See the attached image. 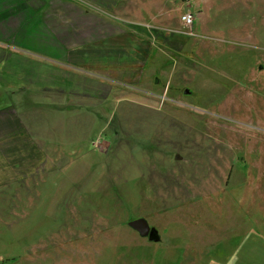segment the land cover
Segmentation results:
<instances>
[{"label": "rangeland", "instance_id": "1", "mask_svg": "<svg viewBox=\"0 0 264 264\" xmlns=\"http://www.w3.org/2000/svg\"><path fill=\"white\" fill-rule=\"evenodd\" d=\"M44 5L0 0V39L21 27L29 6ZM52 10L96 13L132 32L134 59L145 62L118 70V90L97 107L108 132L86 133L78 164L0 195V264H179L180 251L164 246L174 234H219L232 253L230 220L262 219L264 205V0H66ZM184 13L194 17L190 29ZM22 65L0 63V77L35 75ZM121 99L134 104L113 108ZM140 217L160 242L127 226ZM249 246L239 245L232 263L264 264V236L255 253ZM199 251L195 264H205Z\"/></svg>", "mask_w": 264, "mask_h": 264}, {"label": "crops", "instance_id": "2", "mask_svg": "<svg viewBox=\"0 0 264 264\" xmlns=\"http://www.w3.org/2000/svg\"><path fill=\"white\" fill-rule=\"evenodd\" d=\"M45 1L47 9L22 13L21 27L0 39L3 66L22 63L35 72L26 77L19 69V77H0V195L19 181H34L52 171L62 174L70 165L78 164L88 154L84 148L86 133L108 132L110 119L103 118L97 107L111 101L118 90V70L124 75L130 63L145 62L140 57L134 59L132 41L126 38L132 32L118 31L96 13L51 11L66 0ZM124 100L134 104L131 99ZM124 100L113 102L112 107ZM135 114L156 115L159 120L164 113L137 109ZM221 208H216L217 216L219 212L222 215ZM259 211L262 219L254 217L252 221H234L228 215L235 231L233 238L239 245L247 240L253 253L256 236H264V205ZM228 240L212 233L186 241L174 234L164 246L180 251L179 264H195L199 250L205 264H236L231 258L239 245L234 243L233 252L227 253L224 244Z\"/></svg>", "mask_w": 264, "mask_h": 264}, {"label": "water", "instance_id": "3", "mask_svg": "<svg viewBox=\"0 0 264 264\" xmlns=\"http://www.w3.org/2000/svg\"><path fill=\"white\" fill-rule=\"evenodd\" d=\"M185 93H188V91L186 90ZM174 159L178 160L179 156L176 155ZM127 226L136 232L139 237L146 238L149 242L156 243L161 241L158 230L155 227L150 226L145 218L140 217L131 219L127 222Z\"/></svg>", "mask_w": 264, "mask_h": 264}, {"label": "built area", "instance_id": "4", "mask_svg": "<svg viewBox=\"0 0 264 264\" xmlns=\"http://www.w3.org/2000/svg\"><path fill=\"white\" fill-rule=\"evenodd\" d=\"M180 19H181L182 25L187 29H190L192 25L194 24V17L190 13L182 14Z\"/></svg>", "mask_w": 264, "mask_h": 264}, {"label": "trees", "instance_id": "5", "mask_svg": "<svg viewBox=\"0 0 264 264\" xmlns=\"http://www.w3.org/2000/svg\"><path fill=\"white\" fill-rule=\"evenodd\" d=\"M45 3H46V1H45ZM47 7H48V4H45L44 5V8L42 9V11H44L45 9H47ZM25 13H29V12H34L33 10H32V8L29 6V10H27V11H24Z\"/></svg>", "mask_w": 264, "mask_h": 264}]
</instances>
